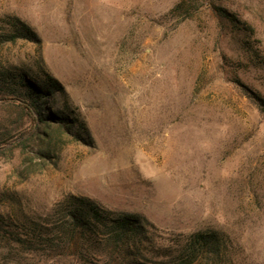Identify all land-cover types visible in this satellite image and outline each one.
Instances as JSON below:
<instances>
[{"label":"rangeland","instance_id":"1","mask_svg":"<svg viewBox=\"0 0 264 264\" xmlns=\"http://www.w3.org/2000/svg\"><path fill=\"white\" fill-rule=\"evenodd\" d=\"M180 1L0 0V264H264V115L246 96L264 101V0ZM23 26L32 40L10 41ZM7 74L56 80L81 141L28 133ZM70 196L138 216L139 236L44 249L29 231L52 240Z\"/></svg>","mask_w":264,"mask_h":264},{"label":"trees","instance_id":"2","mask_svg":"<svg viewBox=\"0 0 264 264\" xmlns=\"http://www.w3.org/2000/svg\"><path fill=\"white\" fill-rule=\"evenodd\" d=\"M185 4V1L181 0L176 5L175 10L185 7ZM14 28L16 30L15 34L18 36L11 37L10 41L19 38L32 40L33 35L25 26ZM4 77V82L8 89L13 91L12 95L15 97L2 101L21 109L25 113L29 120L28 133H32L34 138L41 142H47L48 135L41 131L43 129L56 134L64 133L69 137L81 141V137L85 134L83 125L73 118V113L66 106H57L52 101L54 96L61 97L63 95V89L56 80L47 77L44 81H34L24 79L19 75H16V78H14L10 74ZM19 85L26 97L25 100L16 96L17 89L15 88ZM246 96L255 104L258 111L264 115V101L253 95ZM51 126H56V129H52ZM13 141L5 140L2 143L3 145H8ZM57 207L58 214H61L62 217L57 221L58 230L52 240L46 239L43 242L40 240L41 237L47 236L44 229L40 227L30 229L29 231L32 237L35 235V239L40 241L38 245H43L42 247L50 252L58 250L59 245L57 244H60L62 241H66L68 244L69 240V244H71L76 238L77 240L90 243L88 245L92 246L101 241L122 251L129 246L128 242L131 237H136L140 234L141 226L138 216L103 211L89 199L70 196ZM214 237L213 233L194 235L190 240L192 242L191 245H193V247L191 246V250L194 249V245L207 246L211 244L214 241ZM17 241L21 245L28 244L24 240L18 239Z\"/></svg>","mask_w":264,"mask_h":264}]
</instances>
